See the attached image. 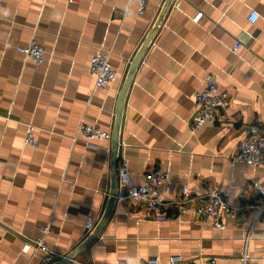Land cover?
<instances>
[{
    "label": "crops",
    "instance_id": "0c3cea01",
    "mask_svg": "<svg viewBox=\"0 0 264 264\" xmlns=\"http://www.w3.org/2000/svg\"><path fill=\"white\" fill-rule=\"evenodd\" d=\"M165 1L148 0L140 13L139 0H0V264H49L95 230L110 197L112 137L96 139L95 148L74 136L82 121L113 131L127 71ZM253 9L260 12L254 22ZM31 41L46 48L40 64L17 47ZM104 52L119 77L99 86L90 60ZM208 73L218 75L230 101L222 121L193 129L194 93ZM29 122L37 125V145L25 142ZM251 123L264 126V0H174L127 96L118 170L127 160L123 180L130 183L166 170L165 200L178 199L183 184L194 199L187 212L117 199L76 258L264 264V212L250 206L264 202L254 186L264 185V162L235 159ZM211 186L234 207L224 228L196 210ZM39 237L58 253L52 261L25 247Z\"/></svg>",
    "mask_w": 264,
    "mask_h": 264
},
{
    "label": "built area",
    "instance_id": "2783aa9c",
    "mask_svg": "<svg viewBox=\"0 0 264 264\" xmlns=\"http://www.w3.org/2000/svg\"><path fill=\"white\" fill-rule=\"evenodd\" d=\"M80 1V0H71ZM148 0H139V12L146 11ZM204 11H200L194 18V21H199ZM260 16V12L253 9L248 18L250 21H256ZM239 42L235 49L240 47ZM27 57L33 59L37 64L44 60L46 48L43 44L36 41H31L25 45L17 46ZM90 68L96 77V83L99 86H105L109 83L117 81L119 71L110 60V53H97L91 57ZM194 100L197 105V111L191 121V127L196 129L205 123H218L223 120L221 109L228 106L230 101V91L222 87L219 77L216 74L208 73L205 76V86L196 89L194 93ZM37 125L29 122L27 125V133L25 142L33 145L38 144L35 135ZM112 131L110 129H103L97 123H88L82 121L78 127V131L74 136L75 139L83 138L89 147L97 148L96 139L111 138ZM235 159L251 164L264 162V126L251 123L248 125V134L241 141L240 147L235 155ZM128 161L124 160L122 167L119 169V174L122 179L121 187L119 188L117 199H129L142 201L148 210L159 212L169 204L178 206L182 212H187L190 209L191 201L194 199L188 184L182 185V195L178 199L166 201L164 197V184L169 181V172L161 169H154L146 173L145 179L142 183H130L123 180L126 173ZM257 187L264 194V185L258 181L254 182ZM257 211V216L264 212V202H253L250 205ZM196 210L202 217L209 218L216 226L224 228L226 223L224 221V214L234 210L233 205L227 197H225L218 187L211 186L203 195L200 203L196 206ZM95 224L93 218H89L86 225L91 229ZM45 232H48L50 227L48 225L43 227ZM250 236L245 239V247L247 249ZM35 246L46 252L44 258L45 262L52 261L58 256V253L52 249L46 242L44 237L31 239L25 247L30 248ZM249 253L245 251L243 259L246 261ZM65 264H97L95 262H86L78 258H72ZM99 264H110L108 261H102ZM114 264H129L124 259H117ZM149 264H161L157 259H150ZM170 264H177V257H172Z\"/></svg>",
    "mask_w": 264,
    "mask_h": 264
},
{
    "label": "water",
    "instance_id": "95a60500",
    "mask_svg": "<svg viewBox=\"0 0 264 264\" xmlns=\"http://www.w3.org/2000/svg\"><path fill=\"white\" fill-rule=\"evenodd\" d=\"M174 0H166L163 4V7L159 13L157 20L155 21L154 25L150 29L149 33L147 34L145 40L143 41L142 45L140 46L139 50L133 57L129 69L127 71L124 83L122 85L118 103H117V111H116V120L112 131V161H111V191L110 197L107 204V208L105 213L103 214L100 221L95 226V230L87 236L85 241L78 245L75 249H73L70 253L65 255L64 257L53 261L49 264H65L70 259L75 258L79 253L81 248H86L87 244H89L94 238L99 236L102 229L105 227L106 223L108 222L113 210L116 206L117 202V194L119 191V170H118V161H119V151L122 143V126H123V118L125 113V107L127 102V96L129 90L134 82L137 70L139 65L143 61V58L147 52V49L151 42L153 41L155 35L157 34L159 28L163 24L169 9L171 8Z\"/></svg>",
    "mask_w": 264,
    "mask_h": 264
}]
</instances>
